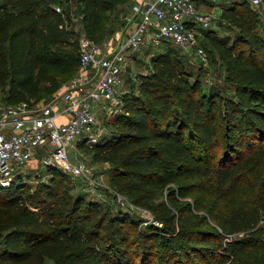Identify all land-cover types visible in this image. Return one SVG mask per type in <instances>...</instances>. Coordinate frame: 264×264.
I'll return each mask as SVG.
<instances>
[{"label":"trees","instance_id":"16d2710c","mask_svg":"<svg viewBox=\"0 0 264 264\" xmlns=\"http://www.w3.org/2000/svg\"><path fill=\"white\" fill-rule=\"evenodd\" d=\"M120 1L80 0L77 23L71 9L56 8L62 0H0V86L7 87L0 98L53 96L78 72L81 30L102 40L107 12ZM263 9L264 0L227 1L220 17L234 35L219 36L212 25L202 32L205 56L223 66L233 94L204 89L181 48L167 44L137 73L140 92L124 94V111L108 121L114 127L93 146L77 143L109 162L112 186L162 226L74 196L70 173L36 161V186L0 185V264H264ZM213 176L228 208L208 228L179 200Z\"/></svg>","mask_w":264,"mask_h":264},{"label":"built area","instance_id":"2783aa9c","mask_svg":"<svg viewBox=\"0 0 264 264\" xmlns=\"http://www.w3.org/2000/svg\"><path fill=\"white\" fill-rule=\"evenodd\" d=\"M250 2L258 6L261 0ZM200 5L196 0H132L121 15L122 26L113 34L96 40L81 30L80 67L62 90L39 102L0 98V185L10 187L19 179L26 180L33 160L91 181L92 167L84 160L73 161L69 145L78 139L93 146L108 130L99 116L100 102L113 116L124 111L119 92L122 74L127 59L145 45L172 43L189 56L206 60L200 40L214 16ZM56 8L62 10L61 5ZM152 55L153 51L148 54ZM63 101L66 105L61 107ZM63 113L68 114L66 120L59 118ZM129 205L141 217L162 226L146 215L144 207Z\"/></svg>","mask_w":264,"mask_h":264},{"label":"rangeland","instance_id":"374dc122","mask_svg":"<svg viewBox=\"0 0 264 264\" xmlns=\"http://www.w3.org/2000/svg\"><path fill=\"white\" fill-rule=\"evenodd\" d=\"M130 1L131 0H122L117 4L115 8L107 12L103 28L99 35L100 39H104L107 36L113 34L117 31V29H119V27L122 26L121 14L124 11H128V5ZM227 1L230 0H205V2L208 4L203 3L200 6L203 9L211 11V14L214 16L211 25L216 30L215 33L219 36L229 35L231 37L234 35L235 29L228 26L226 22L220 17L221 5L225 4ZM62 2V8H64L65 10H69V12L71 9L72 14L75 18L74 22L79 23L78 20H80L81 17L77 14L76 11L79 9V6L81 4L80 0H62ZM260 18L257 24V31L261 34H264V9L261 10ZM72 20L73 19L70 18L68 23L71 24ZM81 23L82 22H80V24ZM167 44L174 46V44L172 43ZM167 44H165L164 46H166ZM148 48L149 47L145 45L143 50L137 52V56L140 59L134 60L131 59V56L127 59V70L122 74V82L119 88V92L122 97L124 96V94H129L131 92H140L137 73L151 69V57L147 55ZM182 50L183 49H181V51ZM205 57L208 62H206V60L203 61L204 59L194 55L190 57L185 55L183 58L186 62H188V67L191 68L199 77L201 85L204 89L208 90L213 87V89L223 94H233V86L226 80L223 66L218 61H212L209 55H206ZM199 65L203 66L201 70ZM71 75L72 73L67 74L64 78V81L66 80L67 82ZM62 89L63 87L61 88V90ZM6 90V86H0V97L5 94ZM100 104L102 105V111H99V116L102 119L103 124H106L108 130H110L114 127V125H112L108 121L113 120L114 116L113 114L105 111L103 101L100 102ZM77 140L78 139H74L68 147L70 157L73 161H86L92 167L93 173L91 181L79 176L74 177L70 174H67L68 186L73 195L77 196L82 194L87 198L98 200L101 202L103 209H108L113 213L124 211L130 213L135 217L139 216L137 211L132 209L129 205L130 203H132L131 197L128 194L116 190V188L112 186L110 181V169L112 167L111 164L98 157L93 149H87V147H78ZM27 173V180L29 181V183H31L33 186H36L38 177H35L34 175L37 174V170H33L30 168ZM171 188H175L178 190V185L172 184ZM189 190L190 194L180 197V205H190L189 211L194 214L197 221L207 219L209 224H206L205 227L210 228L211 226H215L217 224V217L224 216L228 208V204L223 191L216 185L215 176L206 180V188L204 190L196 191V186H192ZM166 193L167 190L166 188H164L163 195H166ZM144 208L148 212L146 215L152 216L151 209L149 207ZM258 226L261 227L264 231V211L260 214ZM245 233V231H242L238 234H235V236L242 237ZM51 263L52 262L50 261L48 262V264Z\"/></svg>","mask_w":264,"mask_h":264},{"label":"crops","instance_id":"0c3cea01","mask_svg":"<svg viewBox=\"0 0 264 264\" xmlns=\"http://www.w3.org/2000/svg\"><path fill=\"white\" fill-rule=\"evenodd\" d=\"M165 44H167V43H164V44H162L161 46H159V47H153L151 44L150 45H146V46H148L149 48H148V50H147V55L151 52V51H153V54L157 51V50H159V48H161V47H163ZM180 48V47H179ZM182 52H183V50H182ZM186 56H188V57H190L185 51L183 52ZM131 59H134V60H137V59H140L138 56H137V54L134 56V57H132ZM133 60V61H134ZM60 105H61V107H64L66 104H65V102L63 101V102H61L60 103ZM60 119H62V120H66L67 118H68V114H62L60 117H59ZM36 167V161L35 160H33L32 162H31V164H30V168L32 169H34Z\"/></svg>","mask_w":264,"mask_h":264}]
</instances>
